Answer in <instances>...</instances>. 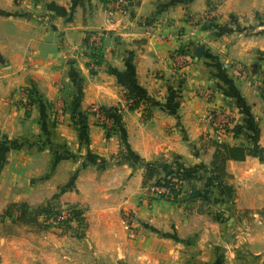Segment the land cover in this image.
I'll list each match as a JSON object with an SVG mask.
<instances>
[{"label": "crops", "instance_id": "obj_1", "mask_svg": "<svg viewBox=\"0 0 264 264\" xmlns=\"http://www.w3.org/2000/svg\"><path fill=\"white\" fill-rule=\"evenodd\" d=\"M100 31L92 69L86 36ZM176 52L189 59L177 72ZM252 78L264 79V0H128L123 13L104 0H0V139L15 146L0 156V264H264V99ZM126 93L154 105L128 110ZM94 107L120 110L127 148L148 163L208 170L217 146L241 148L223 167L232 196L201 170L174 201L153 197L142 167L116 163L120 135ZM215 109L235 136L208 140L201 116ZM74 110L87 112L86 146ZM20 205L34 224L17 220ZM64 206L80 223L43 224V209Z\"/></svg>", "mask_w": 264, "mask_h": 264}, {"label": "trees", "instance_id": "obj_2", "mask_svg": "<svg viewBox=\"0 0 264 264\" xmlns=\"http://www.w3.org/2000/svg\"><path fill=\"white\" fill-rule=\"evenodd\" d=\"M47 7L48 9L51 8V6H47ZM29 94L34 95L35 92H33V90H30ZM124 99L133 100V104L127 107L128 110L138 109L140 106H143L144 104L154 105L152 102H150L148 99L144 98L143 96H137L131 93H126L124 95ZM119 111L120 110L118 108L107 109L100 107L98 109L99 114L103 116L106 121H109L111 123L112 125L111 131H115L120 135L124 153L121 159L119 161H116V163L126 159L130 163H132L133 167L136 166L142 167L145 171L144 180H143L144 186H146V184L150 180L155 179L154 186L162 185L164 187L170 188L173 195L172 201H174L180 192L179 190L178 191L176 190L175 185L179 183L182 184L184 181L190 179H200L201 176L198 174L202 170L203 173H201V175L208 174V181L210 185L216 184V188L220 189L224 194V196H226V198H230L232 196L231 187L228 184H226V182L224 181L223 167L227 160H237L244 158L243 150L241 148H229L224 145L217 146L218 147L217 152L214 155L213 161L209 165L208 170L203 166L186 168L178 162H172L170 164L148 163L138 158L134 154H132L127 148ZM72 114H73L72 118L75 120L74 125L76 126L79 139L82 145L86 146L87 145V125H86L87 112L81 114L76 110H74ZM236 130H237L236 126L234 125V130H233L234 136L237 134ZM108 134L109 132H107V135ZM11 147L13 148L15 146L0 139V156ZM12 208H14V205L10 206V208L6 211L4 215L7 217L10 216L9 210ZM19 208H20L19 210L20 213L19 216L17 217V220L34 224L36 216L32 214V211H29L26 208V206L23 205H20ZM42 212H44L45 214H49L50 210L47 208V209H43Z\"/></svg>", "mask_w": 264, "mask_h": 264}, {"label": "built area", "instance_id": "obj_3", "mask_svg": "<svg viewBox=\"0 0 264 264\" xmlns=\"http://www.w3.org/2000/svg\"><path fill=\"white\" fill-rule=\"evenodd\" d=\"M16 2H20L21 0H15ZM36 3H44L46 0H32ZM104 6L109 11L116 12H125L128 9V0H104ZM213 14V12H211ZM210 13V14H211ZM207 16L198 18V22L206 21ZM145 29L147 32L153 31V27H155L154 23L146 24ZM105 33L100 31L92 34H88L86 36V48L88 51V56L91 60V68L94 69L96 64H98V56L102 50V41L105 37ZM171 39V38H168ZM174 60V71H180L184 67L188 65L189 59H187L186 55L183 52H176L173 56ZM235 74L239 78L243 79H251L249 78V74L247 70L241 65H232ZM251 85L258 91L260 96L264 99V79L260 78H252ZM29 95V93H27ZM208 101H211L212 94L210 92H206L204 95ZM126 107L133 104V100H125ZM94 113L100 124L103 125L104 129L107 132L111 130V123L106 121L103 116H101L98 112V109L92 108L90 110ZM201 121L204 124L210 126V133L207 135V138L211 140H218L225 138L227 136H234V124L231 121V117L229 113L224 109H215L209 112H206L201 116ZM181 183L175 185L176 190L180 189ZM152 196L157 199L163 200H172L173 195L169 187L164 186H154L152 189ZM80 215L78 214V210L72 207H61L58 209H52V211L44 216L43 224L47 227L64 229L65 227L70 226L71 224L80 223ZM132 231V230H131ZM134 234V231L131 232Z\"/></svg>", "mask_w": 264, "mask_h": 264}, {"label": "rangeland", "instance_id": "obj_4", "mask_svg": "<svg viewBox=\"0 0 264 264\" xmlns=\"http://www.w3.org/2000/svg\"><path fill=\"white\" fill-rule=\"evenodd\" d=\"M90 34H92V33H90ZM235 64H237V65H241V64H239V63H233L232 65H235ZM242 66V65H241ZM243 67V66H242ZM233 68V67H232ZM204 99H205V101H207V102H209L207 99H206V96L204 97ZM95 109H99L100 107H94ZM145 114V113H144ZM208 140H210V141H212L211 139H208ZM214 141V140H213ZM212 141V142H213ZM163 200V199H162ZM168 201H170V200H168ZM59 208H61V207H59ZM53 209H58L57 207H55V208H53Z\"/></svg>", "mask_w": 264, "mask_h": 264}, {"label": "water", "instance_id": "obj_5", "mask_svg": "<svg viewBox=\"0 0 264 264\" xmlns=\"http://www.w3.org/2000/svg\"><path fill=\"white\" fill-rule=\"evenodd\" d=\"M201 52V47L197 49V55Z\"/></svg>", "mask_w": 264, "mask_h": 264}]
</instances>
